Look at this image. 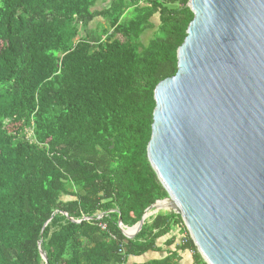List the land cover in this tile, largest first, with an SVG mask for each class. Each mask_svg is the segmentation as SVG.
<instances>
[{"label":"trees","instance_id":"obj_1","mask_svg":"<svg viewBox=\"0 0 264 264\" xmlns=\"http://www.w3.org/2000/svg\"><path fill=\"white\" fill-rule=\"evenodd\" d=\"M187 2L0 0V264H44L41 251L47 264H128L164 238L166 255L140 264L184 250L207 264L179 214H151L133 238L118 224L168 196L147 144Z\"/></svg>","mask_w":264,"mask_h":264},{"label":"water","instance_id":"obj_2","mask_svg":"<svg viewBox=\"0 0 264 264\" xmlns=\"http://www.w3.org/2000/svg\"><path fill=\"white\" fill-rule=\"evenodd\" d=\"M186 6L194 17L177 72L154 89L147 144L168 196L118 224L133 238L148 215L173 212L207 264H264V0Z\"/></svg>","mask_w":264,"mask_h":264},{"label":"crops","instance_id":"obj_3","mask_svg":"<svg viewBox=\"0 0 264 264\" xmlns=\"http://www.w3.org/2000/svg\"><path fill=\"white\" fill-rule=\"evenodd\" d=\"M150 215H148V216H150ZM177 231H178V229L175 228L174 233H176ZM164 241H165V238L160 239L157 244L159 247H162L164 250H166L167 248L163 246ZM163 249H161L162 251H149V252H147L141 256H138V257H129L128 264H140L143 262H147L149 260L162 258L166 255V253ZM178 263L179 264H194L193 255H192L191 251H188V250L185 251L184 250L182 252H179Z\"/></svg>","mask_w":264,"mask_h":264},{"label":"rangeland","instance_id":"obj_4","mask_svg":"<svg viewBox=\"0 0 264 264\" xmlns=\"http://www.w3.org/2000/svg\"><path fill=\"white\" fill-rule=\"evenodd\" d=\"M98 19H99V18H98ZM98 19H96V20L91 24L92 27H95V26H96L97 21H101V20H98ZM154 20H157V18L154 17ZM152 33H153V30H147V31L142 35V41H143L144 44L147 43L148 39L152 36Z\"/></svg>","mask_w":264,"mask_h":264},{"label":"built area","instance_id":"obj_5","mask_svg":"<svg viewBox=\"0 0 264 264\" xmlns=\"http://www.w3.org/2000/svg\"><path fill=\"white\" fill-rule=\"evenodd\" d=\"M101 227H102V228H105V226H104V225H102Z\"/></svg>","mask_w":264,"mask_h":264}]
</instances>
